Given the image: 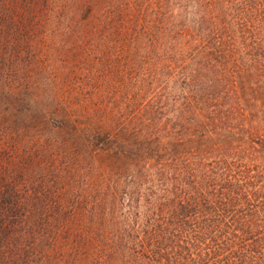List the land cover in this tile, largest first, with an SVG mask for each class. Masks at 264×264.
I'll list each match as a JSON object with an SVG mask.
<instances>
[{"label": "trees", "instance_id": "obj_1", "mask_svg": "<svg viewBox=\"0 0 264 264\" xmlns=\"http://www.w3.org/2000/svg\"><path fill=\"white\" fill-rule=\"evenodd\" d=\"M0 264H264V0H0Z\"/></svg>", "mask_w": 264, "mask_h": 264}]
</instances>
